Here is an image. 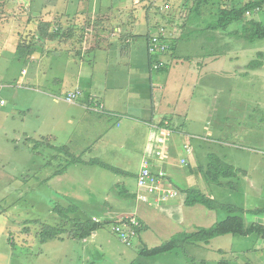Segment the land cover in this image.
Instances as JSON below:
<instances>
[{"label":"rangeland","instance_id":"obj_1","mask_svg":"<svg viewBox=\"0 0 264 264\" xmlns=\"http://www.w3.org/2000/svg\"><path fill=\"white\" fill-rule=\"evenodd\" d=\"M132 1L138 7H132ZM246 1L208 0L207 4H203L197 12L196 0L189 2L185 0H0V36L5 37L0 40L3 41L0 44V102H3L2 105L0 104V264H264V251L255 249L257 239L260 238L256 235L247 237L229 235L215 238L208 245L188 246L186 249L153 258L140 257L139 251L143 246L152 248L181 232L211 228L216 221L202 206L185 209L180 215L182 218L176 217L177 220H174L163 213L165 210L162 207L167 206L170 201L159 206L153 200L152 207H149L138 201L119 199L120 191L116 189L118 185L131 192L137 190L135 174L138 173L140 163L141 137L130 125L128 127L124 124L120 132L113 128L109 129L110 125L104 128L97 125L93 134L89 136L91 139H98L94 143L96 148L91 156L95 155L117 172L102 169L94 163L67 166L68 163L79 160L68 158L70 155L67 154L65 158L60 159L59 148L55 151L49 150L46 148L44 138L39 139L50 132L53 133L45 123L48 122L47 107L54 104L49 103L50 98L44 95L38 96L39 94L34 91L36 88L45 95L51 94L63 99L68 93L79 90L82 94L77 98L76 104L79 100L83 104L89 94L90 85L106 84L109 89L108 81L114 78L115 64L109 56L110 43L105 46L104 53L99 54V48L96 49L100 46L101 40L106 39L109 34H114L113 38H115L117 33L120 36L116 43L119 45L120 42V49H124L128 47L125 40L120 39L122 36L131 41H139L136 43H145L151 36L165 32L170 37L167 43L171 47L168 51L172 54L168 55L167 51L166 55H160L158 60L162 61L160 60L162 56L165 58L174 55L173 68L177 65V61L183 63L180 66L187 68L185 76L177 70L174 72L179 78L177 80H180L178 84L179 90L182 91L181 105L188 106L192 93L195 98H201L203 102L201 100L199 102L207 107L206 110L194 109L192 116L188 117L194 124L186 123L184 129L186 133L180 138L183 145L188 144L201 157V160L197 158L198 164L190 160V168H193L198 176L201 170L204 171L206 168L209 162L206 148L208 140L211 142V147H223L225 141H230V144H234L237 148L249 147L255 152L264 151L262 147H258L261 143L252 145L248 143H252V140L241 142L236 138H227L230 134H234L233 131L237 130L239 123L244 122L245 125L255 123L258 126L259 120L264 117V68L255 71L256 76L259 74L258 78L243 79L242 77L244 71L245 75H251L252 71L244 70V67L256 59L257 53H264V40L250 43L232 35L239 33L241 26L248 21L264 24V10L247 14L243 21L231 25L227 32L213 33L207 29L208 24L216 18L219 9L240 8ZM165 5H169L166 11ZM138 12L141 15L147 14L148 21L139 19ZM113 18L115 21L112 22ZM143 24L145 28L140 31ZM121 27H127L130 31L121 33L119 31ZM149 27L156 29L151 36H149ZM84 35L94 37L97 35L96 44H85V37L80 38ZM51 36L55 37L53 41L49 40ZM176 36L178 40H175ZM84 45L86 47L81 50ZM90 45L94 48L88 50L87 46ZM61 55L65 59L67 55L70 56V61L73 63L70 68L68 64L66 68L65 62L63 65H54L49 60L53 56L57 58ZM141 55L146 57L145 45ZM99 56H104L105 60L99 59ZM81 59L87 62L80 64ZM95 59L97 61H94ZM30 61L35 64H30ZM167 62V65L171 64L170 59ZM167 62L165 59L163 65ZM25 64L27 67L23 69L27 71L26 75L22 73ZM163 68L161 65L158 69L163 73L166 71ZM206 68L211 71L210 75L213 77H206V80L201 82L206 76ZM34 70L39 81L37 85L31 83L35 87L29 88L22 82L29 80L30 72ZM227 71H239L240 74L234 75V78L237 77L234 79L227 74ZM193 76L197 82L192 79ZM36 80L37 78L35 82ZM112 84V89H116L117 85L113 81ZM151 85L150 82V89H152ZM233 86L236 90L231 92ZM76 87L78 89H75ZM70 89L75 90L67 92ZM94 90L97 92V89ZM107 92L110 93V90ZM115 93L112 92L114 98L122 94L119 91ZM234 93L243 96L244 117L229 112L222 117V114L213 109L214 98L221 100L225 96L235 95ZM208 97L212 102H208ZM256 102L259 105L253 107ZM60 105L59 113L64 115L63 120L72 118V113L67 107ZM253 108L255 111L252 110ZM92 120L95 122L93 118ZM166 122L164 120L163 127L159 126V129L162 128L161 132L169 134L170 137L174 132ZM52 126H56L53 128L56 139L53 145L57 147L66 145L65 142L71 135V127L67 122L62 126L60 118ZM73 138L78 139L68 154L79 156L82 154L81 150L77 149L82 144L79 139L80 134H75ZM38 140L42 145L38 147L37 155L34 153L36 151L34 148ZM201 141L206 146H202ZM168 144L169 140H167ZM209 152L221 156L220 150L217 153L216 149ZM255 152L252 153L256 154ZM245 156L252 157L247 154ZM88 157V154L84 155V158ZM184 157L183 150L171 156V162L175 167L174 177L179 175L178 169L182 170L179 161ZM250 166L251 169L253 166ZM184 168L182 172L188 167ZM259 172L262 170L260 169ZM255 175L260 179L264 178V173L258 174L255 169L250 174L251 180ZM202 178L200 180L205 195L213 196L209 199L218 198V201L224 204H232L228 199L231 196L229 193L231 184H227L222 189L213 186L208 188L207 179L204 176ZM201 182L198 181L199 185L195 184L193 187L203 192ZM234 182L238 186L237 180ZM240 184V194L245 191L252 192L251 187L242 184V180ZM173 185L179 189L186 187L174 179ZM242 187H244L243 191ZM253 187L256 191L253 195L264 196V186L259 188L256 184ZM252 205L256 209L264 208L262 200L254 201ZM56 206L65 209L76 208L77 212L68 214L70 219L80 221L93 219L109 224L98 229L86 240H74L71 236L72 224L66 222L64 224V221L60 220L54 212ZM124 210L127 212H123ZM131 214L137 215L145 226ZM217 214L216 220L219 221L227 217L224 212ZM131 217L139 222L138 231L142 233L140 241L137 237L132 241V245L128 246L111 231V224ZM242 217L245 226L254 223L264 225V214L255 216L246 212ZM43 225L63 228L65 233L42 243Z\"/></svg>","mask_w":264,"mask_h":264},{"label":"crops","instance_id":"obj_2","mask_svg":"<svg viewBox=\"0 0 264 264\" xmlns=\"http://www.w3.org/2000/svg\"><path fill=\"white\" fill-rule=\"evenodd\" d=\"M133 6L138 7V5H134L132 1V7ZM139 17H140L139 19H141L142 21L144 20V22L148 21L147 14L145 15L139 14ZM127 20H128V17H127ZM149 20H150V15H149ZM113 21H115L114 18L112 22ZM144 28H145L144 24L141 25L140 31H142ZM151 29L153 30L152 32L150 31ZM148 30L150 32L149 36H151L154 32H156V29H153V27H149ZM119 31L121 33H124L130 30H128L127 27H124V28L121 27ZM113 35L114 34H109L106 37V39L100 41V46L96 47V49L99 48L98 50L99 54L104 53L106 51L105 46L110 43V46H108L109 52H110L109 56H111L115 64L114 69H113L115 71L113 74L114 75L113 80L108 81L110 83L109 89H107L106 84L102 86H97L93 84L92 85L93 87L90 85V91L86 97V100L83 101V104L81 100H79V102L76 104V102L67 103L61 98H59L61 99L59 100L58 98H56L55 96H52L51 94L45 95V93H42L40 90L38 91V89L32 88L34 89L35 92L39 94L38 96L44 95L47 98H50L49 103L52 102L54 104L51 107L50 106L47 107V109H49L48 117H47L48 122L45 123L46 127L51 128L53 133L50 132V134L48 135L46 134L47 136H41L39 137V139L41 140L44 138V141L46 143V148L49 150L55 151L57 148H59L58 157L60 159L61 158L63 159L65 158V156L70 155L68 156V158L78 159L80 161V162L77 161L76 163L72 165H89L97 161L102 165L110 167L109 165L101 162L98 157H95V155L91 156L93 155L92 152L96 148L94 146V143H96L98 139H91L89 138V136L93 134L95 126L97 125L98 126L101 125L103 126V128L106 127V125H110L109 129L113 128V129L118 130L119 132L122 130L124 124H126L127 126L130 125L137 131V135L141 137V142H139L140 163H139L138 173L140 170L141 161L144 159V157H148L154 164L153 171L154 172H164L165 174L164 181L166 180L167 182L166 185L168 187H174L180 192V196L177 198V200H172L168 202L167 206L162 207L163 210H165L163 212L165 213V215H167L168 217L174 220H177L176 217L182 218V216L180 215L181 213H184L183 211L185 209L201 206V205H196L193 207H186L183 203L185 196L184 194H182V191H184L185 189H189V188L196 189V187H193V185L197 184L198 181L201 182L200 179H203V178L200 173L198 176L196 172L193 170V168H190L191 166L190 160H193L196 164H198V161H197L198 157H199V160H201V157L197 155V153L195 152V150L192 149V147H191L192 156L188 157L187 159L189 167L186 168V171L182 172L183 169L185 170L184 167L186 166H183L180 164L183 168L182 170L178 169L179 175L176 177H174V174H173V169H175V167L173 166L174 164H172L171 162L172 161L171 156L176 155L178 152H181L183 150V147L185 145H188V144L183 145L182 142H180L181 136L185 135L186 133L184 131V129H186L185 124L188 122L191 124H194L193 122H191L190 119H188V117L192 116V112H194V109L203 108L204 110H206L207 107H205V105L203 106V103H202L203 101L201 98H195V96H193L192 93L190 94V102L188 106H186L185 104L181 105L182 99L180 96H181L182 91L179 90L180 86L178 84V81L180 82V80H177L179 78L175 76L174 72L175 70H177V72L185 76L187 74V68L186 67L183 68L182 66H180L181 64H183L180 61H177V65H175L173 68V59L175 58V56L174 55L173 56L171 55L170 57L168 56L169 54H172V53H169L168 51L167 52L168 57H165V58H162L163 56L160 57L161 58L160 60H162L163 62L165 59H166V62L170 59L171 64L167 65L168 64L167 62L166 65L163 66L164 68L162 67L163 69H166V71L164 70L165 72L163 73L162 71H159V70L154 71L153 67H151L150 65V58H149L148 51H147V45H148L149 38L146 39L147 41H145V43L143 42L136 43L139 41H136V40L131 41V39L129 40L127 38H124V36H122L120 39L125 40L126 47L128 48L120 49L119 45H121V43L119 42L118 43L119 45H117L116 43L120 35L116 33L115 38H113ZM133 36L136 37L137 35H133ZM166 36L169 37L167 34ZM82 37H85L84 38L85 44H90V43L96 44V41L98 39L97 35L95 37L93 35L80 36V38ZM0 38H1L0 40L5 39V37L3 36L2 37L0 36ZM175 40H178V36H176ZM2 42L3 41H1L0 44ZM114 43L115 45H113ZM143 45H145V50H146L145 58H144V55L143 56L141 55V51L143 52ZM85 47L86 45H84L81 50H84ZM87 47H88V50L89 48L90 49L94 48L93 45H90ZM53 57H51L49 60L52 61L54 65L55 64L63 65L65 62V66L66 64H68L70 68L71 67L70 65L73 64L70 61L71 58L69 55H67L66 59L63 58L62 55L57 58H53ZM98 58L105 60L104 56H99ZM97 59H95L94 61H97ZM14 60H16V58H14ZM85 61L86 60L81 59L82 63L80 62V64H83ZM30 64L34 65L35 63L30 61ZM246 66L244 67V70H247ZM26 67H27V64L23 65L22 69ZM263 68H264V64H263L262 69ZM258 70H261V69H258ZM255 71H252L251 75L250 74L245 75L246 72L244 71L242 74L243 79L245 77L247 78L254 77V79L258 78L259 74L256 76ZM210 72L209 70H207V68L205 69L206 76L204 79H201V82H204V80H206V77H210V78L213 77L212 75H210ZM219 72L221 73L223 71H219ZM22 73L26 75L27 71L25 72V70L23 69ZM227 74H229L231 78H234V75H239L240 73L239 71H227ZM29 76H30V79L22 83H26L25 85L29 86V88L35 87L31 85V83H34L35 85L38 84L39 80H38V77H36L37 76L36 71L35 70L31 71ZM36 78L37 80L35 82ZM192 79L196 81V78L194 76L192 77ZM234 79H237V77ZM112 81L115 83V85H117L116 89H112V86H111ZM150 82L152 84L151 85L152 89H150ZM208 86H209V82H208ZM234 87L235 86H233V89L231 90V92L233 90H236ZM75 89H78V88L76 87ZM75 89H70L67 92L74 91ZM94 89H97V92H95ZM108 90H110V93L107 92ZM101 91H103V95H101ZM118 91L122 92L123 95L121 94V96L118 95L119 96L118 98H114L112 96V92L117 93ZM234 94L235 95L225 96L221 100H219L218 98L217 99L214 98L213 109L214 110L216 109L218 113L222 114V117H225L228 112L241 116V118L244 117L243 116V111H244L243 96L236 94V93ZM199 100H201L202 102H199ZM208 102H212V99L209 97H208ZM2 103L3 102L1 101L0 104L2 105ZM199 103H202V104H199ZM257 104L258 102H256L253 105V107L254 106L256 107ZM59 105L63 107H67L68 111L72 113V118L70 119L67 118V120H63L64 115H60ZM252 110L255 111V108H253ZM59 118H60V122L62 126H64V123L67 122L68 125L71 127L70 128L71 135L69 139L65 142L66 145H63L62 147H57L53 145V143L56 141L53 128L56 126H52V125L55 122H57ZM92 118L94 119L95 122H93ZM164 120L167 121L166 123L169 124L170 126L169 128L172 129L174 133L171 134V136L167 138V140H169V144L163 148L159 145L158 139L163 137V135L165 134V132H161L162 128L161 130L159 129V126L163 127L162 123L164 122ZM51 121L52 123H50ZM259 122L260 124L258 126L255 123H250L249 125H245L244 122H241L239 123L240 126H238L237 130L233 131L234 134H230L229 136H227V138L228 139L236 138V139H239V141L241 142H248L249 140H252V143L250 142L248 143L252 145H254L255 143H257L258 145L259 143H261L258 145V147H262V149H264V117H262L261 120H259ZM61 129L63 130L64 128H61ZM75 134L76 135L80 134L79 139H81L82 141L81 147L79 146L80 148H77L81 150L82 152V154L79 156L68 154V152L71 151L72 149V145L75 143L76 139H78V138H73ZM40 140H38L37 142L41 143ZM204 144L205 143L202 142V146H206ZM161 148H163L164 157L158 158L157 156H155V152ZM206 148L208 149V156L217 155V154H214V152H209V151L216 149V153H217L220 150L221 156L220 157L218 155L217 156L223 162L232 166L237 171L236 177L231 178V179H222V181H220V185H216V184L208 182L209 184L208 188L213 186L214 188L216 187V188L222 189L223 187L227 186V184H231L232 187L234 188L233 190L232 189L230 190L228 187H226L230 190L229 193L231 194V196L228 197V199L230 200V202H232L231 205L236 206L239 209H240L239 206H241L242 207L241 209L244 210L245 213L247 212L249 214H252V211L257 210L256 208H254L252 203L258 200H262L264 202V196L253 195L255 194L254 193L255 190L253 186H255L256 184L259 188L261 186H264V178L260 179L258 178L257 175H255L253 180H251L250 178V174H252L255 169L258 172V174L264 173V151L259 150L255 152L253 151V148H249V147L244 148V149L239 148V147L237 148L235 147L234 144H230V141H225L223 147L221 146L211 147V142L208 140V146H206ZM254 149H257V148H254ZM34 150H36L34 151V153L38 155L37 153L38 148H35ZM239 152H242V153H239ZM252 152H255L256 154H253ZM210 153H213V154H210ZM86 154L89 155L88 158H84V155ZM245 154L250 155L252 157H247L245 156ZM53 159L54 157H52V160ZM254 160H256V162ZM95 165H98V164L95 163ZM250 165L253 166L251 169H250L251 167ZM111 168L114 169L113 167ZM260 169L262 170V172H259ZM108 171H111V170H108ZM138 173L135 174L136 179H137ZM173 179L174 181L180 183L181 185H186V187L183 189H179L178 187L174 186ZM234 180H237L238 186L236 185ZM241 180L244 186L251 187L252 192L245 191L244 193H241V194L239 193V188L241 186L240 184ZM123 183L124 181L122 182V184ZM135 186H136V182H135ZM200 186L203 189L202 182ZM116 189H119L120 191L119 199L137 202L136 196H137L138 190L131 192L130 190H127L121 185H118ZM241 189L243 191L244 187H242ZM259 192L261 191L259 190ZM203 193L204 194L206 193L204 192V189H203ZM232 196H236V197H232ZM215 200L218 201V198H215ZM218 202L222 203L221 201H218ZM140 203L145 204V205L147 204L143 202H140ZM164 204H167V203H164ZM158 205L160 206L161 204H158ZM147 206L152 207L151 204H147ZM76 208H77V205H76ZM77 209L76 211H78ZM207 211H208V214L211 215V218L214 221L216 222L219 221V220H216L218 217L217 213L219 212L210 211V210H207ZM123 212H127V211L124 210ZM131 215L136 216V218H138L139 221L142 224H144L143 221L137 215L135 214H131ZM255 216H260V215H255ZM107 220H111V219H107ZM179 223H182V222L179 221ZM143 226H145V224ZM141 233L138 232V241L141 240ZM227 236L229 235L221 236V237H227ZM257 240H258V243L255 245V249L259 251H264V240L260 238H258Z\"/></svg>","mask_w":264,"mask_h":264},{"label":"trees","instance_id":"obj_3","mask_svg":"<svg viewBox=\"0 0 264 264\" xmlns=\"http://www.w3.org/2000/svg\"><path fill=\"white\" fill-rule=\"evenodd\" d=\"M185 1L189 2L191 0ZM196 1V11L198 12L203 4H207L206 2L208 0ZM256 10H264V0H247L240 8L222 7L221 9H219L216 18L208 24L207 29L208 31L213 33L227 32L228 28L231 25L240 23L241 21H243L244 17L247 14L252 13ZM232 35L237 36V38L250 43L256 40H264V24L255 21H248L241 26L239 33H234ZM54 39V36H51L49 38V40L51 41H53ZM169 48L171 49V47ZM149 58L150 65L152 67L154 60L150 56ZM263 59L264 53H257L256 59L250 61L247 64L246 69L248 71L261 69L263 67ZM163 66L164 65H162V67ZM40 145H42V143L36 142L35 148H38ZM208 159L209 162L206 165V168L204 169V171L201 170L200 174L204 176V178L207 179L209 183L220 185V179H231L236 177L237 171L232 166L221 161L217 156L209 155ZM76 162L77 161L68 163L67 166H70ZM95 163L102 168H106L108 170H111L112 172H117L115 169L102 165L97 161ZM187 167H189V164L187 165ZM229 187L232 190L234 189L232 186ZM182 194H184L185 196L183 203L186 207L201 205L202 207L210 211L224 212L225 214H227V217L222 221L216 222L211 228H199L193 232H181L171 237L168 241L152 248L143 246L139 251L140 257L153 258L176 250L186 249V247L188 246H200L201 244L208 245L211 240L226 235L241 237L256 235L257 237H260L264 240V225L254 223L250 226H245L244 219L242 217L243 213L245 212L241 208L239 209L231 204L220 203L215 199L211 200L209 199L211 196L207 197L201 190L197 188L185 189L184 191H182ZM54 212L60 217L61 221H64V224H72L73 232L71 233V236L74 240L78 241L88 239L98 229H101L103 226L109 224V222H100L93 219H88L85 221L70 219L68 217V214L77 212L76 208L74 207H68L65 209L63 207L56 206ZM252 214L262 215L264 214V208L252 211ZM64 233L65 230L63 228L43 225L41 231V242L45 243L47 241L53 240L54 238Z\"/></svg>","mask_w":264,"mask_h":264},{"label":"built area","instance_id":"obj_4","mask_svg":"<svg viewBox=\"0 0 264 264\" xmlns=\"http://www.w3.org/2000/svg\"><path fill=\"white\" fill-rule=\"evenodd\" d=\"M169 5L164 6V10H168ZM163 32V31H162ZM161 32V33H162ZM168 37L165 32L158 35H153L148 40L147 51L148 55L154 60L152 67L154 70L163 65L162 61H158L160 55L165 54L169 50L167 43ZM156 59V60H155ZM82 92L76 90L68 93L63 100L67 103L77 102V98L81 96ZM101 110V108H100ZM169 134H164L163 137L158 139V143L161 147L167 145V137ZM163 148L158 149L155 152V156L158 158L164 157ZM185 157L181 159L180 164L187 166L188 157L192 156V149L190 146L185 145L183 147ZM154 164L149 158H144L141 161L140 170L136 179L137 196L138 202L152 204L153 200L157 204H164L168 201L176 199L180 196V192L174 187H168L166 180L164 181V172H154ZM154 198H152V197ZM152 200V201H151ZM139 222L134 217L129 219H121L114 224H111V231L126 245L131 246L132 241L138 237Z\"/></svg>","mask_w":264,"mask_h":264}]
</instances>
